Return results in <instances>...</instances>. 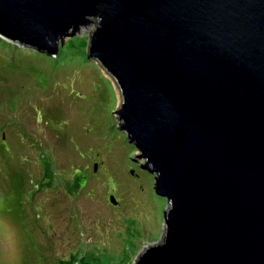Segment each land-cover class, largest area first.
Segmentation results:
<instances>
[{
	"label": "water",
	"instance_id": "95a60500",
	"mask_svg": "<svg viewBox=\"0 0 264 264\" xmlns=\"http://www.w3.org/2000/svg\"><path fill=\"white\" fill-rule=\"evenodd\" d=\"M95 22L88 58L169 204L137 264H264V0H0V35L50 56Z\"/></svg>",
	"mask_w": 264,
	"mask_h": 264
},
{
	"label": "rangeland",
	"instance_id": "374dc122",
	"mask_svg": "<svg viewBox=\"0 0 264 264\" xmlns=\"http://www.w3.org/2000/svg\"><path fill=\"white\" fill-rule=\"evenodd\" d=\"M96 26L56 56L0 35V264H137L165 236L121 89L88 58Z\"/></svg>",
	"mask_w": 264,
	"mask_h": 264
},
{
	"label": "trees",
	"instance_id": "16d2710c",
	"mask_svg": "<svg viewBox=\"0 0 264 264\" xmlns=\"http://www.w3.org/2000/svg\"><path fill=\"white\" fill-rule=\"evenodd\" d=\"M3 141H4V139H2V142H3ZM77 177H79V174H76V176H75V178H74V180L77 179L75 185H78V187H80V185H81V183H80V179H81V178H77ZM74 187H75V186H74Z\"/></svg>",
	"mask_w": 264,
	"mask_h": 264
}]
</instances>
